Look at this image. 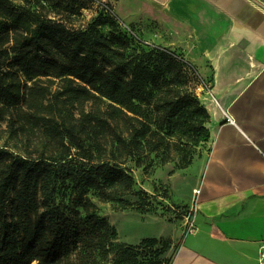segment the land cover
Instances as JSON below:
<instances>
[{"label": "trees", "instance_id": "trees-1", "mask_svg": "<svg viewBox=\"0 0 264 264\" xmlns=\"http://www.w3.org/2000/svg\"><path fill=\"white\" fill-rule=\"evenodd\" d=\"M22 1L0 0V139L17 147L0 149V264H99L111 253L114 264H163L158 239L117 243L92 196H139L148 206L128 163L149 173L153 155L165 164L173 146L210 140L197 78L186 92L175 82L158 91L161 74L129 51L135 42L150 45L110 14L99 10L92 24L76 29L49 14L57 0ZM110 22L121 35L100 33ZM190 165L186 158L182 168ZM68 181L72 206L62 207L56 193Z\"/></svg>", "mask_w": 264, "mask_h": 264}, {"label": "crops", "instance_id": "crops-1", "mask_svg": "<svg viewBox=\"0 0 264 264\" xmlns=\"http://www.w3.org/2000/svg\"><path fill=\"white\" fill-rule=\"evenodd\" d=\"M100 1L146 43L183 59L212 93L199 98L209 153L169 181L171 202L196 206L195 230L184 235L187 215L151 214L158 230L123 243L182 242L171 264H264V0ZM181 181L190 206L176 197Z\"/></svg>", "mask_w": 264, "mask_h": 264}, {"label": "rangeland", "instance_id": "rangeland-1", "mask_svg": "<svg viewBox=\"0 0 264 264\" xmlns=\"http://www.w3.org/2000/svg\"><path fill=\"white\" fill-rule=\"evenodd\" d=\"M12 1L18 6L25 5L22 0ZM57 2H59V4L54 5V8L50 9L49 14L56 19L62 20L71 28H86L100 16L98 8L88 1L85 6L80 0H57ZM60 3L61 7H57ZM82 5L84 7H82ZM100 33L106 37H110L112 34L121 35L122 31L118 25L116 26V24L110 22V24L100 28ZM142 40L143 43L146 44V41L144 39ZM148 45L153 46L152 44ZM150 46L138 45L135 42L131 44L129 51L135 52V55L143 56L144 61L150 64L154 71L161 74L162 79L158 91H164L166 89V84L173 82H175V85L179 86L183 92L188 91L193 84L192 78L196 77L198 79L195 71H193V69L189 70L187 66L183 69L179 64H176L171 59L162 55L148 54L151 49ZM192 71L193 74H191ZM208 142H202L200 145L194 146L184 141L182 143L184 147H181L180 149L173 146L171 153L169 152L173 160L165 164L161 162V158L154 157L155 155H153L150 160L151 165H149V173H146L144 168L137 167L134 162L128 163L135 178L136 190H145L149 194L148 201H146L148 206H145L139 196H128L124 198V201L114 202L101 201L96 196H92L93 201L97 205L98 215L101 218L107 219L110 225L116 230L118 237L117 243H123L125 237H130V235L135 232L140 233L145 237H150L155 233L158 230V225L151 221V214L164 216L170 221L174 219L186 220L184 216L189 213L190 209L188 206H178L171 202L172 196L169 190V181L178 171L185 169L182 167L185 164L186 158H188V161L191 160L193 164L198 157L208 154L210 150ZM14 144L15 143L6 140V138L0 139V149L10 146L9 148H12L13 151H17V147H15ZM17 144L21 146V143L18 142ZM190 166L187 168L189 169ZM183 184L184 183L181 181L176 185V197L180 200L185 199V202L190 206V196L184 186L186 184ZM73 195V190L68 181L66 185L59 187L57 190V204L62 207H71L72 199L74 197ZM186 234L187 227L184 232V235ZM159 240L161 242L155 247V249L162 251L160 260H162L163 264H171L173 257L182 242L177 245L170 239ZM143 253V258L147 259L148 257H151L149 249L144 250ZM114 259L115 253H111L107 260L101 261L99 264H114Z\"/></svg>", "mask_w": 264, "mask_h": 264}, {"label": "built area", "instance_id": "built-area-1", "mask_svg": "<svg viewBox=\"0 0 264 264\" xmlns=\"http://www.w3.org/2000/svg\"><path fill=\"white\" fill-rule=\"evenodd\" d=\"M90 3H92L93 5H95L98 10H102L108 14H110L111 16H113L118 22L119 24L131 35L133 36L136 40H138L139 42L143 43V40L134 32V30L123 24L117 17L116 15L114 14L112 8L106 3V2H103V1H100V0H86ZM148 44V43H146ZM154 47H157V46H154ZM159 48V47H158ZM161 48V47H160ZM162 50L164 51H167L165 50L164 48H161ZM168 52V51H167ZM171 53V52H169ZM195 71V70H194ZM195 74L197 75L198 77V84H197V87L195 89V95L200 98L201 95L203 94H209V95H212L211 93V85L207 82H205L200 76L199 74L195 71ZM229 121L230 118H229ZM195 194L197 195V191H195ZM195 204H196V200H195ZM196 212H197V208L196 206L194 207H191L190 210H189V213L187 214L186 216V219H187V232L188 233H191L195 230V216H196Z\"/></svg>", "mask_w": 264, "mask_h": 264}]
</instances>
